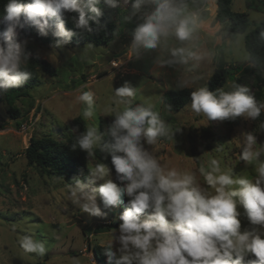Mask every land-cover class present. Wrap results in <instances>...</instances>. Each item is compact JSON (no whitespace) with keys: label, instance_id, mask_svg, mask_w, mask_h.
Here are the masks:
<instances>
[{"label":"clouds","instance_id":"clouds-1","mask_svg":"<svg viewBox=\"0 0 264 264\" xmlns=\"http://www.w3.org/2000/svg\"><path fill=\"white\" fill-rule=\"evenodd\" d=\"M103 3L118 6V0ZM148 3L155 8L133 33V54L156 49L161 37L170 32L180 41L190 37L191 20L181 18V10L172 0H135L133 8L139 10ZM100 4L101 0H7L0 21L4 26L0 92L20 88L32 77L26 68L29 56L18 41V28L32 27L41 37L51 32L55 47L60 48L77 35L65 27V14L75 13V29L90 33L103 15ZM170 55L172 59L164 63L186 59L184 48H174ZM113 92L116 107L105 109L113 117L106 130L89 125L76 138L87 157L94 158L96 150L105 160L110 157L111 168L108 163H96L84 179L74 178L75 183L67 185L71 202L89 216L102 217L101 205L123 206L118 228L112 230L104 248L107 264H264V160L260 159L264 144L257 148L256 136L242 134L246 145L240 158L257 162L254 179L236 176L212 158L207 170L199 169L201 183L193 172L165 168L145 147L155 144L158 137L173 139L180 128L172 130L151 105L131 106L136 89L128 82ZM94 97L92 91L78 96L87 105L85 119L94 115ZM190 100L191 110L210 122L237 117L255 120L264 110V104L243 85H235L231 91L198 87L190 93ZM120 105H124L122 110ZM238 207L243 208L250 228L242 229ZM19 244L29 253L44 255L47 250L34 235L22 236Z\"/></svg>","mask_w":264,"mask_h":264},{"label":"rangeland","instance_id":"rangeland-1","mask_svg":"<svg viewBox=\"0 0 264 264\" xmlns=\"http://www.w3.org/2000/svg\"><path fill=\"white\" fill-rule=\"evenodd\" d=\"M172 2L181 10V18H190V37L180 41L170 32L161 37L156 49H141L138 55L131 51L132 36L136 27L154 11L155 4L152 3L142 5L139 10L131 8L128 11L129 0H118L116 8L108 7L101 0L105 10H112L117 26L116 38L108 46L93 45L89 49L87 45L90 43H85L57 48L55 42L41 45L34 38L18 39L25 52L46 60L57 74L38 73L37 83L25 90L28 97L16 101L20 111L16 120L7 113V105H0V264H96L92 253L87 250L88 243L106 246L113 230L109 225L116 224L114 229H117L120 223V207L113 209L101 205L102 217L83 213L71 202L67 185L73 183L42 174L38 167H29L24 151L31 138L47 135L62 139L58 129L75 117H81L86 128L89 125L99 127L101 122L106 129L113 117L105 109L116 107L113 90L124 82L136 89L132 102L153 106L172 130L180 128L173 139L158 137L155 144H145L165 168L193 172L197 180L204 183L199 169L204 167L207 170L210 159L216 158L222 168L233 170L236 176L255 178L257 162L240 158L246 145L243 133L250 132L257 137V148L264 144V134L258 135L262 131L253 128L250 119L237 117L210 122L202 113L196 114L191 110V102L175 113L167 108L162 96L169 90L194 91L198 87H207L208 78L221 62L238 70L232 72L233 80L227 78L219 89L231 91L235 85H243L250 89L259 103L264 104V66L257 68L251 65L244 49L245 36L264 21V0H253L251 6L245 0H234L232 11L245 13L248 17L243 34L228 33V23L219 24V32L198 25L201 7L198 0ZM207 22L213 25L215 18H209ZM21 29H17L18 36ZM3 32L4 26L0 38ZM174 48H184L186 59L164 63L172 59L170 52ZM85 91L95 94L94 115L90 119L83 117L87 105L78 101V96ZM123 107L119 106L121 110ZM206 129L212 135L208 148L200 136ZM190 135L196 137L198 162L189 152L187 137ZM260 159L264 160V154ZM96 163L102 162L87 157L85 153L87 175ZM111 176L114 179L115 173ZM237 210L242 214V229L250 228L243 216V208L238 207ZM24 235H34L43 241L46 253L40 255L23 250L19 241Z\"/></svg>","mask_w":264,"mask_h":264},{"label":"trees","instance_id":"trees-1","mask_svg":"<svg viewBox=\"0 0 264 264\" xmlns=\"http://www.w3.org/2000/svg\"><path fill=\"white\" fill-rule=\"evenodd\" d=\"M130 7L128 11L133 8L135 0H129ZM7 0H0V21L4 16V5ZM103 15L100 17L99 25L93 24V31L90 33L80 32L75 29L73 18L75 13L65 14V27L77 32V35L72 38L69 44L65 46H77L85 43H90L94 46H108L117 35V26L113 21L112 10H105L102 5H99ZM137 14V12H136ZM215 21L219 24L228 23V33L230 34H243L246 31L248 25V17L245 13L232 11V0H216V15ZM119 19V24H121ZM3 28V24L0 23V31ZM34 38L36 42L41 45L50 44L55 42V38L51 32L47 36L41 37L37 31L29 26H24L19 33L18 39ZM133 38V36H132ZM244 49L248 55V62L257 68L264 66V21L254 28L244 39ZM26 54H28L26 52ZM29 63L26 65L28 71L32 73V77L20 88L9 89L5 92H0V105H7V113L10 117L16 120L20 116V111L16 107V101L23 97H28V93L25 91L31 89L36 83L38 73H44L48 76H56L57 71L46 60L40 57L29 55ZM237 67L226 66L221 63L213 71L211 76L207 80V87L211 91H215L221 88L226 79L233 80V71H237ZM238 82V80H236ZM190 89L169 90L162 96V101L167 108L172 112H179L183 109L190 100ZM258 96V95H257ZM143 105L139 101L132 102L131 106ZM17 128H20V124L16 123ZM251 126L253 128H260L262 132H258V135L264 134V112L255 120H251ZM74 127L78 128V132L74 131ZM100 131L106 130L103 124L100 122ZM86 130V124L81 117H75L68 124L64 125L62 129H58V135L62 139H55L51 136H45L43 138H31L28 146L24 151V157L29 167H38L40 173L47 176H57L65 179L67 182L75 183L74 178L84 179L87 176V169L84 165L85 153L80 151L76 138L77 135ZM198 136V135H197ZM205 142V147H209L212 135L209 129L203 130L200 134ZM264 136V135H263ZM107 138V137H105ZM189 152L195 162H198V150L195 145L196 137L190 135L187 137ZM95 159L102 163L110 164V157L105 160L103 154L99 150L95 151ZM114 173V170L112 171ZM127 201V198H125ZM121 212H123V206H120ZM105 246L93 245L88 243L87 250L92 253L96 264H107V258L104 256Z\"/></svg>","mask_w":264,"mask_h":264},{"label":"crops","instance_id":"crops-1","mask_svg":"<svg viewBox=\"0 0 264 264\" xmlns=\"http://www.w3.org/2000/svg\"><path fill=\"white\" fill-rule=\"evenodd\" d=\"M203 2H206L207 10L205 9L204 11L200 12V15L198 16V25H200L202 28L204 27L206 29L213 28V29H215V32H219V23H217L215 21L216 23L214 22V24H216L217 26L213 27L214 24L212 25V24H209L207 22L209 18L213 19V20L215 18V15H216V0H203V1L202 0H198V6H200V5L202 6ZM245 2L248 5L251 6L253 0H245ZM233 4H234V0H232V7H233ZM186 13H187V15L189 14L188 12H186Z\"/></svg>","mask_w":264,"mask_h":264},{"label":"built area","instance_id":"built-area-1","mask_svg":"<svg viewBox=\"0 0 264 264\" xmlns=\"http://www.w3.org/2000/svg\"><path fill=\"white\" fill-rule=\"evenodd\" d=\"M205 9L207 10V8L205 6V2H203L202 6L198 12L204 11ZM193 17H196V15L194 14Z\"/></svg>","mask_w":264,"mask_h":264},{"label":"water","instance_id":"water-1","mask_svg":"<svg viewBox=\"0 0 264 264\" xmlns=\"http://www.w3.org/2000/svg\"><path fill=\"white\" fill-rule=\"evenodd\" d=\"M109 227H110L111 229H114V228L117 227V225H116V224H111V225H109Z\"/></svg>","mask_w":264,"mask_h":264}]
</instances>
